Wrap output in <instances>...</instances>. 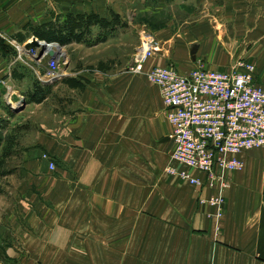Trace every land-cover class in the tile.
I'll return each instance as SVG.
<instances>
[{
  "label": "crops",
  "instance_id": "obj_1",
  "mask_svg": "<svg viewBox=\"0 0 264 264\" xmlns=\"http://www.w3.org/2000/svg\"><path fill=\"white\" fill-rule=\"evenodd\" d=\"M15 1L0 0V6L10 9ZM41 1L44 2L22 0L13 5L11 11L36 6ZM52 1L64 15L97 13L108 18L113 12L120 16L122 23L127 22L125 15L129 16L130 11L136 10V15L139 11L157 14L176 7L178 12L172 13L169 26L152 33L162 44L158 41L160 52L147 62L145 69L171 66L186 74L197 61H202L211 69L228 72L236 61L243 60L255 66V82L264 86V15L259 12L264 0L257 4L250 0ZM190 5L196 8L194 14L189 12L191 9L187 10ZM197 9L199 15H196ZM176 19L189 24L172 32L171 23ZM45 22L49 21L39 24ZM26 24H29L27 19L21 22L14 36ZM123 28L116 26L113 30H102L95 27L87 39L93 40L91 47L95 48L111 43L122 46V42L118 45L116 41L125 37L128 29ZM193 47L196 48L195 60L190 55ZM129 65L115 62L105 67L99 63L82 76V92L70 89L81 96L76 97L71 114L58 116L55 134L50 144H45L50 147L53 158L68 161L74 174L66 175L67 179H54L44 168V175L39 180V188L43 190L41 197L46 200L50 197L56 207L60 201L61 183L73 182L74 191L70 192L73 201L69 205L74 206V228H83V243L89 250L96 243L90 235L94 231L100 235L101 247L112 245L116 250L122 247L120 256L124 255L125 246L127 253L139 252L140 222L144 218L140 217L143 213L141 203L145 205L144 198H154L160 204L157 212L165 214L162 215L165 223L179 215L180 221L176 222L179 230L202 231L201 237L191 238L189 244L188 239L182 243L179 261L264 264V149H252L239 156L243 168L227 174L220 209L208 203L199 207V197L207 200L218 190L192 187L187 183L182 185L181 191L177 190V183L164 172L165 167L174 165L171 154L167 161L164 158L162 161L141 159V144L144 156H148V149L156 146L161 151L168 144L173 147L169 139L171 126L158 87L149 83L145 76L130 72ZM194 174L204 180L202 174ZM172 196L179 198V202L172 204ZM42 210L43 204L42 207L38 204L36 212ZM154 212L156 209L153 208L147 213ZM216 218H219L218 222ZM57 222L55 219V228ZM109 229L113 230L109 235L115 234L110 242L102 238ZM125 230L131 231H127V244ZM100 255L107 261V253ZM86 260L91 261V255Z\"/></svg>",
  "mask_w": 264,
  "mask_h": 264
},
{
  "label": "rangeland",
  "instance_id": "obj_2",
  "mask_svg": "<svg viewBox=\"0 0 264 264\" xmlns=\"http://www.w3.org/2000/svg\"><path fill=\"white\" fill-rule=\"evenodd\" d=\"M21 1H15L12 6ZM250 1L257 4L259 0ZM261 4L263 6H259V12L264 15V1ZM6 8L7 6H0V144H3L0 149V264H195L179 261L180 250L186 239L189 244L191 238L201 237L202 231L179 230L176 225V222L180 221L179 215L171 222L165 223L162 220V215L165 214L157 212L160 207L157 199L144 198L145 205L142 206L143 202L141 203L143 213L140 217L144 218H141L140 222L139 252L127 253L125 246L124 255L120 256L122 247L117 250L112 245L101 247L100 235L98 232L95 234L93 230L90 235L96 243L91 246V250L86 248L83 243L85 231L83 228H74V206L69 205V202L73 201L70 193L74 191L72 181L61 183L60 201L56 207H53L50 197L47 200L41 197L43 190L39 188L44 168L49 177L54 179L63 180L67 179L66 175L74 174L68 161L53 158L50 147L47 148L45 144H50L51 137L55 134L58 116L62 118L71 114L70 111L74 109L71 106L76 97L81 96L70 91L64 80L77 79L84 82L82 76L95 69L99 63L105 67L115 62L130 64L144 34H149L154 43L161 47L158 43L160 39H156L152 33L167 28L172 13L178 12L177 8L161 10L157 14L139 11L136 15V10L130 11L129 16L124 14L128 25L124 23L123 29L128 31L121 41H116L118 45L122 42V46L111 43L97 48L91 47L93 40L90 39L80 44L59 45L56 42L47 43L29 37L20 44L14 39L13 33L25 19L29 24L38 25L43 21L62 22L65 15L61 14L62 11L56 8L52 0H44L39 5L22 9L14 8L12 11L11 8ZM188 9L194 14L196 8L190 5ZM199 12L200 10L196 15H199ZM188 24L176 19L171 23V30L175 32ZM33 39L39 43L54 44L62 51V58L58 57L57 61L59 78L49 76V62L53 58L46 54L44 45L25 48ZM135 75L144 76L143 73ZM35 84L39 85L42 91L40 96H37L40 99L38 101L28 97ZM23 106L21 111L15 112ZM142 147L141 144V159L146 157L148 161L151 158L158 161L164 158V161H167L173 150L171 144L166 145L162 151L156 146L155 149L147 150L148 156L150 155L148 157L144 156ZM44 156L50 161L45 160ZM49 163H53V170L50 169ZM173 167L181 169L176 165ZM164 172L177 183V190L185 185L186 182L178 177L170 175L166 170ZM208 199L207 202H201L205 199L199 197L197 205H205ZM176 202H179V198L172 196V204ZM38 204L40 207L43 204L44 210L41 212H36ZM209 206L214 207L210 204ZM153 208L156 212L147 213L148 210L153 211ZM55 219L58 220L56 228ZM218 219L216 218L217 222ZM112 231H106V236L102 238L108 241L115 238V234L109 235ZM127 231L131 232L124 231L125 244L129 243ZM75 240L80 244H76ZM88 251L91 261L86 260L90 258V255H86ZM102 252L108 254L107 261L101 259ZM117 255L121 259L117 258Z\"/></svg>",
  "mask_w": 264,
  "mask_h": 264
},
{
  "label": "built area",
  "instance_id": "obj_3",
  "mask_svg": "<svg viewBox=\"0 0 264 264\" xmlns=\"http://www.w3.org/2000/svg\"><path fill=\"white\" fill-rule=\"evenodd\" d=\"M159 52L153 38L144 34L129 71L143 73L160 91L171 126L170 159L181 167L169 165L165 170L191 186L218 190L208 203L220 209L226 175L243 168L239 156L264 149V86L255 82L254 65L243 60L236 61L228 72L211 69L202 61L186 74L170 66L145 69ZM58 60L54 57L49 62L51 78H59ZM49 167L53 170V163ZM194 173L202 174L204 180Z\"/></svg>",
  "mask_w": 264,
  "mask_h": 264
},
{
  "label": "trees",
  "instance_id": "obj_4",
  "mask_svg": "<svg viewBox=\"0 0 264 264\" xmlns=\"http://www.w3.org/2000/svg\"><path fill=\"white\" fill-rule=\"evenodd\" d=\"M123 25L120 16L113 12L109 13L108 18L101 17L97 13H68L62 22L49 21L38 25L26 24L22 31L14 36V39L20 44L29 37L47 43L56 42L59 45L80 44L86 41L95 27L102 30H113L116 26L122 27ZM64 82L70 89H84V82L80 80L66 79ZM41 92L39 85L35 84L28 97H31L33 101H38L40 99L37 96H40Z\"/></svg>",
  "mask_w": 264,
  "mask_h": 264
},
{
  "label": "water",
  "instance_id": "obj_5",
  "mask_svg": "<svg viewBox=\"0 0 264 264\" xmlns=\"http://www.w3.org/2000/svg\"><path fill=\"white\" fill-rule=\"evenodd\" d=\"M37 45H40L39 42H37V40L33 39V41H32L31 43H28V44L25 45V48L28 49V48H30V47H32V46H37ZM195 51H196V48L193 47L192 50H191V52H190V55H191L192 60H195ZM48 55H49L51 58H54V57L56 56L55 53L52 52V51H49V52H48ZM23 108H24V106L21 107V109H18L17 111H15V112L17 113V112L21 111ZM166 140H167V139H166Z\"/></svg>",
  "mask_w": 264,
  "mask_h": 264
},
{
  "label": "bare ground",
  "instance_id": "obj_6",
  "mask_svg": "<svg viewBox=\"0 0 264 264\" xmlns=\"http://www.w3.org/2000/svg\"><path fill=\"white\" fill-rule=\"evenodd\" d=\"M40 45H44L45 48V52L48 54L49 51H52L55 53V57H61V55H63L62 51L56 47L54 44H45V43H39ZM54 48V49H53ZM46 56V55H45ZM62 58V57H61Z\"/></svg>",
  "mask_w": 264,
  "mask_h": 264
}]
</instances>
